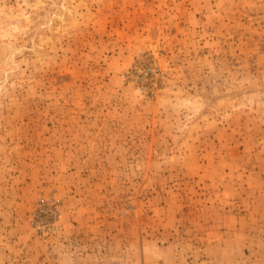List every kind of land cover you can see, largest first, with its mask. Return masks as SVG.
<instances>
[{"label": "rangeland", "instance_id": "obj_1", "mask_svg": "<svg viewBox=\"0 0 264 264\" xmlns=\"http://www.w3.org/2000/svg\"><path fill=\"white\" fill-rule=\"evenodd\" d=\"M0 264H264V0H0Z\"/></svg>", "mask_w": 264, "mask_h": 264}]
</instances>
